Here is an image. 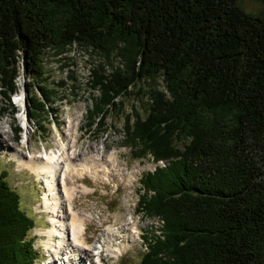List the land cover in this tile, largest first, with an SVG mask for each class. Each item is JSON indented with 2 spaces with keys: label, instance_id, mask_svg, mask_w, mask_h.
<instances>
[{
  "label": "trees",
  "instance_id": "trees-1",
  "mask_svg": "<svg viewBox=\"0 0 264 264\" xmlns=\"http://www.w3.org/2000/svg\"><path fill=\"white\" fill-rule=\"evenodd\" d=\"M76 44L125 61L92 71L89 128L105 131L116 99L141 87L149 115L125 116V143L136 159L170 161L142 179V207L165 230L140 264H264V17L237 0H0L3 99L14 109L21 59L40 92L32 110L46 115L67 82L49 86L43 55ZM159 78L168 94L153 88ZM33 228L0 175V264H33Z\"/></svg>",
  "mask_w": 264,
  "mask_h": 264
},
{
  "label": "rangeland",
  "instance_id": "rangeland-1",
  "mask_svg": "<svg viewBox=\"0 0 264 264\" xmlns=\"http://www.w3.org/2000/svg\"><path fill=\"white\" fill-rule=\"evenodd\" d=\"M237 3L246 12L264 17V0H237ZM124 62L125 61L121 58L118 51L112 52L109 56H104L86 45L79 46L76 44L74 46H69L62 53H58L55 50L47 51L43 55V65L45 76L49 78V86H61L58 84L66 81L67 87L58 89L60 93L56 96L55 103L49 105V108L52 110L47 111V114L44 115L38 108L32 110L30 104L31 98L40 93L37 88L33 90L32 86H38V83L32 80L31 77L28 78L23 70L22 60L20 59V71L16 79L18 92L11 97L14 109L11 105L9 106V103L3 99L0 93V131L4 134L2 135L6 136L7 140H9L5 143L6 145L9 143L14 149L16 148L19 150L23 148L28 154V148L30 149V147L26 141L23 145L19 140H17V143L13 141L15 136L14 128L17 126L21 128L23 120L26 118L31 126L29 129L32 134V139L30 141L32 150L35 153H41L44 151L43 148L46 147L48 152H53L57 151L63 142H68L69 140L68 116L80 117L81 139L77 144L78 153L91 155L94 153L100 154L102 152L101 154L103 156L115 153L121 166V174L123 175L112 176V179L117 183L116 185H114V183L109 185L101 181H95L88 175H85L82 179H78V184H86L96 191L88 194L81 200L77 199L80 200L79 202H77V200L74 201V206H76L78 212H82L83 209H87L90 205L93 206L97 203L102 204L92 207L89 213L94 216L99 215V218L95 217L97 221L95 219L92 221L93 225L99 227V230H95V241L93 239L89 240L90 243L92 240L94 241L92 249H95L96 242L100 239L99 233H101V229H103L101 225L105 224L103 225L105 228L112 223L115 227H123L131 217V220L133 219L135 224H132L130 227H138V229L134 231L133 238L135 239V245H133L126 258L122 259L119 263L140 264L139 260L142 258L141 252H149L147 244L158 238L156 237L158 233L162 236V239H164L163 229L165 227V221L160 219L159 216L152 217L146 212H137V202L133 201L138 198L136 192L139 195L144 194V191L140 192V173H142L140 170H144L150 165L148 170L154 172L156 169L155 163L160 164V161L153 162L155 160L151 155H149V159H135L132 155L131 148L125 143L126 136L124 134V126L125 116H132L135 108L141 118L144 119L149 115L148 105L150 99L146 97L147 95L144 96L142 94L141 87L132 88V95L123 96L120 100L119 98L116 99L119 103H123V108H121L120 111L112 110V108L110 109V113L106 120L107 128L105 131H101L98 135L95 134L97 129L96 125L93 126L92 129L87 125L90 120L88 111H91L93 103L96 102L95 99L100 96V93L98 91H93L88 84V81L91 79L92 71L102 66L105 69L106 75L110 76L115 73L117 69L123 68ZM69 74L75 78L74 82L68 78ZM30 82L32 84L31 86ZM138 86H143L146 91H148L150 83L146 82L144 85L143 82H140ZM152 86L164 95L167 93V87L162 78L156 79V81L152 83ZM23 93L25 97L24 100H22V97L19 98ZM4 108H8L9 110H4ZM28 113L29 116H27ZM50 114L52 117L48 119ZM135 120L136 118L132 116L131 122L134 123ZM54 123H56L57 126H54ZM39 125L42 126L44 130H39ZM186 143L188 142L183 141L176 145L180 150H184ZM10 145L7 146L10 147ZM254 148L260 152L257 146ZM1 150L2 149H0V151ZM7 152L10 153V157V148ZM5 158L7 159V157ZM164 166L165 165L162 164V168ZM2 172L8 174L6 177L10 182V186L16 187L15 191L21 198V209L35 223V227L30 236L32 237L35 254L33 264H47V262H51V255L53 254L46 248L47 242L50 240L42 236L46 234L45 232L51 225L44 230H39L41 227H46L48 225V219L50 218L41 212V197L43 198L46 194L47 187L43 183V180H40L36 174L33 176L28 169L20 170L13 161L6 163L3 159H0V173ZM121 177L124 179L122 182L119 180ZM151 195L150 193V196ZM104 206L107 207L109 212L114 213L113 217L115 220L112 219V215ZM131 214L133 215L131 216ZM40 233L44 234L40 235ZM143 236L149 237L148 242L143 239ZM124 237L127 238L126 234ZM111 255L113 256V254ZM109 261L110 262L105 264H119L117 261L113 262L112 259Z\"/></svg>",
  "mask_w": 264,
  "mask_h": 264
},
{
  "label": "bare ground",
  "instance_id": "bare-ground-1",
  "mask_svg": "<svg viewBox=\"0 0 264 264\" xmlns=\"http://www.w3.org/2000/svg\"><path fill=\"white\" fill-rule=\"evenodd\" d=\"M20 97L24 100V93L19 96V98ZM23 123L27 127V130L24 134V140H22L23 143L21 141V144L23 145L27 139V144L30 147V149L28 148L29 153L27 154L23 148H21V150L14 149L9 143L7 145H10V147H8L5 143L9 140H7L6 136H3L4 134L1 131L0 138L3 140L0 139V149L7 151L10 148V157L17 162L16 165L18 168L20 170L28 169L32 171L40 180H43V183L47 187L46 194L43 196L44 201L41 205L44 212L50 217L49 220L51 224V227L45 232V236L50 240L47 242L46 248L53 254L51 255V262H47V264H62L61 261H63V259H71L73 252L78 250L79 247L83 248L88 258L82 253L81 259L86 260V262L83 263L81 260H74V264H93L91 257H95L96 255L91 253L83 236L86 219L79 212H75L74 201L81 199L84 194L93 193L95 189L86 184H78V179H82L85 175H88L95 181H101L104 184H111L114 182L116 185L117 183L112 179V176L123 175L121 174V166L118 162V157L115 153H111L108 156H103L101 154L102 152L100 154L94 153L91 155L78 153L77 144L81 139L80 117L78 116H68L69 140L68 142H63L59 149L53 152H48L45 149L41 153H35L30 144L32 139V134L29 129L31 127L30 122L25 118ZM162 164L167 166L169 162L160 161V164L155 163L156 169L162 168ZM119 180L122 182L124 179L121 177ZM132 215L133 214H131V216ZM88 216L92 221L95 217L99 218V215L94 216L93 214H88ZM130 220L131 217L123 227H115L112 223L105 228L103 227L105 224L101 225L103 229H101V233H99L100 239L97 240L96 250H94L106 263L110 262V259L113 260L114 257L111 254H115V250L123 245L130 246L131 243L135 242L133 238L134 231L138 229V227L136 226V228H134L133 226L131 228L130 226L135 223L133 219ZM125 234L127 238L124 237ZM147 245L149 248V243ZM89 258L90 260L88 262Z\"/></svg>",
  "mask_w": 264,
  "mask_h": 264
},
{
  "label": "built area",
  "instance_id": "built-area-1",
  "mask_svg": "<svg viewBox=\"0 0 264 264\" xmlns=\"http://www.w3.org/2000/svg\"><path fill=\"white\" fill-rule=\"evenodd\" d=\"M94 227H95V230H99V227H97V225H94Z\"/></svg>",
  "mask_w": 264,
  "mask_h": 264
},
{
  "label": "water",
  "instance_id": "water-1",
  "mask_svg": "<svg viewBox=\"0 0 264 264\" xmlns=\"http://www.w3.org/2000/svg\"><path fill=\"white\" fill-rule=\"evenodd\" d=\"M27 116H29V113L27 114Z\"/></svg>",
  "mask_w": 264,
  "mask_h": 264
}]
</instances>
